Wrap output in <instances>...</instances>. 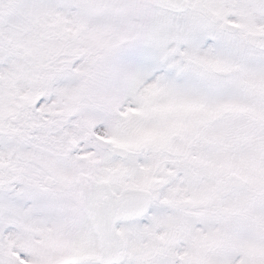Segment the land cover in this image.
I'll list each match as a JSON object with an SVG mask.
<instances>
[{
    "label": "snow or ice",
    "instance_id": "obj_1",
    "mask_svg": "<svg viewBox=\"0 0 264 264\" xmlns=\"http://www.w3.org/2000/svg\"><path fill=\"white\" fill-rule=\"evenodd\" d=\"M0 264H264V0H0Z\"/></svg>",
    "mask_w": 264,
    "mask_h": 264
}]
</instances>
